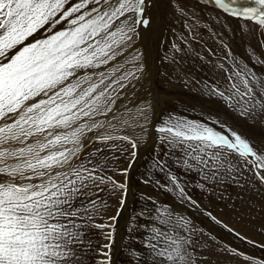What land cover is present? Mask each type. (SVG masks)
Masks as SVG:
<instances>
[{
  "label": "snow or ice",
  "instance_id": "snow-or-ice-1",
  "mask_svg": "<svg viewBox=\"0 0 264 264\" xmlns=\"http://www.w3.org/2000/svg\"><path fill=\"white\" fill-rule=\"evenodd\" d=\"M211 2L264 28V0H244V6L240 0ZM145 4L146 0H0V264H73L74 245L82 239L81 225L73 218L89 211L75 208L73 201L89 188L103 191L102 186L110 185L113 195L121 193L120 204L126 203L127 184L106 175V159L91 168L75 161L85 141H93L89 133L95 142L123 140L135 150L137 137L113 133L147 131L146 101L116 107L140 78L139 56L128 50L138 26L149 24L143 18ZM40 32L47 35L37 39ZM257 62L264 64L259 57ZM234 75L239 83L231 84V95L219 90L213 94L226 102L248 97L243 103L236 101L242 116L264 113V78L246 66ZM156 131L162 143L182 151L178 163L185 168L211 165L214 178L221 170L230 174L235 169L228 155L235 153L264 186V149L238 133L229 136L205 123L175 117L165 119ZM34 137L42 139L33 141ZM13 142L21 146L11 147ZM102 151L97 148L90 156ZM177 187L179 196L191 201ZM90 204L94 215L101 205ZM207 215L216 220L210 212ZM153 219L167 228L150 229L146 247L155 264H196L189 251L191 239L176 231L187 230L188 222L174 221L170 215Z\"/></svg>",
  "mask_w": 264,
  "mask_h": 264
},
{
  "label": "rangeland",
  "instance_id": "rangeland-1",
  "mask_svg": "<svg viewBox=\"0 0 264 264\" xmlns=\"http://www.w3.org/2000/svg\"><path fill=\"white\" fill-rule=\"evenodd\" d=\"M72 2H76V0H72ZM244 2L240 1V4L244 6ZM174 5H171L173 7ZM254 6V5H248ZM160 12L156 9L150 10V16L148 14H143L144 19L149 20V24L147 26L140 25L137 28V35L132 44V53L133 55H138L139 59L136 62L137 66L141 67V72L145 71V66H154L160 69L159 65V57L156 55L154 56L155 49L152 47L151 52L144 54L146 51L143 47L146 46L145 39H148L147 45L151 47L154 45L158 37L160 36V30H165L168 34L172 33L177 38L170 41L165 46V52H170L171 46L178 43L179 40H189L193 43H200L206 45V42L209 38L212 37L211 28L208 23L205 22H195L193 23L194 19L184 20L181 19L177 24H175L172 20H169V23L163 24L158 21L159 19L156 18V15ZM232 16V15H226ZM242 18L238 17L237 20H241ZM157 20V21H156ZM60 28V27H59ZM46 32H40L36 35V38H42L46 36ZM215 36V35H214ZM164 37V36H163ZM162 39H165L163 38ZM164 41V40H163ZM142 42L143 46H140ZM224 43V42H223ZM221 44V43H220ZM226 45V43H224ZM221 44V47L224 49V53H206L202 54L201 57L196 58L193 55L192 51H189V60L191 64L186 62L177 61L180 64V68L178 66V70L176 75L179 79H176L178 84H173V76L168 79L163 78H156V75L149 73L148 75L140 74L138 81H133L134 87H129L128 90L125 92L124 96L117 102L116 107L122 108L124 105L131 103H139L141 101H147L149 99V90L147 92H141L142 85L139 83L142 81L145 83L147 81H156V86L160 89H163L160 94L162 98H172L174 99V103L172 105H166V101L162 99L163 102V109L161 110V102L160 107L157 115H155V126H160L162 122L169 118H181L185 120H189L187 116L183 115V112L189 111L195 115L194 121L205 123V118L207 120H214L216 125L219 123L228 127L231 131L238 132L239 135H246L245 129H240V126H244L246 129H254L255 133H258L255 137L256 140H251L252 144L260 143L264 145V113H257L255 116H242L238 111L236 106V101L240 100L243 103L244 100H247L248 97H236L231 102H226L223 98L213 94L214 90L223 91L226 96L231 95L229 89L233 82L239 83V78L234 74L237 72H244L243 67L241 66L242 62H239V57L230 56L232 55L229 49V45ZM139 51V52H138ZM153 53V55H151ZM144 54V55H143ZM156 54V52H155ZM252 57V52L247 53ZM248 58L246 61H253L254 58ZM224 59V60H223ZM186 61V60H184ZM188 61V60H187ZM225 61V62H224ZM235 61V62H234ZM245 61V64H246ZM156 62V63H155ZM158 63V64H157ZM201 63V64H209L212 68V72H205L202 68H196L194 65ZM225 63V64H224ZM235 63V64H234ZM156 64V65H155ZM206 64V65H207ZM228 66V67H227ZM243 69V70H242ZM219 70V71H218ZM205 72V73H204ZM219 72V73H218ZM250 72L254 73L257 77L264 78V66H261L260 63L258 64L257 68L254 70L252 69ZM210 76V77H209ZM210 80H208V78ZM229 77L232 79L230 80ZM215 79V80H214ZM208 82H207V81ZM214 81V82H213ZM208 85H206V84ZM178 85V86H177ZM151 88V87H149ZM157 91V89H156ZM152 95V94H151ZM159 96V95H158ZM152 97V96H151ZM141 98V99H140ZM144 99V100H143ZM147 99V100H146ZM160 99V97H159ZM150 102V101H149ZM147 111L149 112V108ZM154 102V101H152ZM153 108V107H152ZM156 110L153 111V114ZM237 111V112H236ZM103 119V117H101ZM157 119V120H156ZM241 119V120H240ZM239 120V121H238ZM190 121V120H189ZM237 123H240L237 125ZM239 126V127H238ZM147 129V128H146ZM135 133L131 130L129 132L124 133L123 131L113 133V135H134L139 136L138 138V147L133 150L131 145L123 140H113L106 143H98L95 142L93 133H89V136L93 137L92 142L85 141V147L81 151L79 159L75 161V163H85L87 167L91 168L94 166L95 163H99L100 160L106 159L107 161V169L105 170L106 175L112 176L115 180L119 181L120 183H126V172L131 165H134L133 161L136 159L137 156H141L140 163L136 166V170L134 169L130 175L131 179V195L130 198L133 196V200L130 202V206L125 204L124 209L128 211L129 209V218L123 219V208L120 204L121 193H117L113 195L110 191L109 186H102L104 187L103 191H98L95 188H89L85 190L84 195H80L77 199H75L74 207L77 209H84L88 208L89 211H81L78 217H74L73 220L76 224L81 225L79 231L82 233V237L84 239L94 238L95 243L93 246L91 245V250L87 251L83 248L78 247V245H74L75 250V258L73 260V264H108L109 258L110 261L114 260L115 255L117 254L115 264H148L149 262L154 261V258L151 253L148 257H144L146 251H148L146 247L147 238L150 235V229L155 227L154 225H158L157 227H161L163 230H167L166 226H162L159 223H155L153 217H143L140 213L143 212L142 210H137L135 206L138 208H147L151 207L152 209L161 208L164 210V217L166 214V205H174V212L170 214L172 219L175 221L177 219L183 218L184 221L188 222V228L185 230L184 228L180 227L177 228L176 231L185 237L191 239V247L189 251L192 253L196 264H199V256L196 253V248L194 246V241L197 243H201V239H198L197 236L194 234V231L197 229L202 228H214L215 231L220 234L223 231H227L232 235L231 241L227 242L225 245H214L210 242H207L209 250H219L220 253H228L233 254V246L237 244H241L243 242H247V251L249 253L256 254L255 257L262 256L264 257V248L263 246H259L258 243L253 242L252 237H242L236 230L229 227V222H241L244 218L243 211H245V207L249 205L250 202L256 206V204L262 205L261 214L264 219V203L260 200V197L264 196V186H262L259 181H255L252 176L249 174L252 172H248L245 168V172L241 164L238 165V162L233 159V167L235 170H239L241 176L248 175L250 180H241L237 179L230 182L227 186L226 185H215L212 184L210 181L206 179H201L199 181L195 180V176H199L198 169L197 170H188L183 166L182 163H178V160L182 159L183 153L182 151L177 149H172L166 143H162L159 139L160 133L156 131L154 132V140L152 141L150 137L147 136L148 130L146 133L140 131V129H136ZM243 133H242V132ZM140 133V134H139ZM156 134V137H155ZM145 135V136H144ZM253 136V135H252ZM258 136V137H257ZM42 139V137H39ZM148 139V140H147ZM260 139L263 143L259 142ZM152 143V144H151ZM21 145L18 144V147ZM255 146V145H254ZM70 147V145H69ZM101 148L103 151L98 153L97 156L91 157L90 153H92L95 149ZM147 149V150H146ZM145 150V152H141ZM136 152V157L133 158L132 152ZM224 152L227 153V149H224ZM231 155V154H230ZM230 155H228V159L231 161ZM238 155V154H237ZM157 158V161L154 162L156 168L149 167L148 162L150 159ZM92 159L93 164H87V160ZM253 159L249 157V160ZM11 163V161H9ZM135 166H133L134 168ZM212 171L214 169L209 166ZM237 167V168H236ZM132 168V169H133ZM159 170L160 173V180L159 186H156L158 182H156V178L149 177L148 174L154 175V171ZM242 170V171H241ZM60 171V169H57ZM247 171V172H246ZM141 174V175H140ZM145 175V176H144ZM245 175V176H246ZM253 175V174H252ZM148 176V177H147ZM218 177L221 176H229L233 177L234 172L230 174H226L224 170H221L217 173ZM143 177V178H142ZM175 177V183L172 182V178ZM145 178V179H144ZM166 178V182L168 183V190L170 191V195H166L167 190L165 183L162 179ZM141 180H145L144 182ZM242 182H241V181ZM256 180V179H255ZM244 181V182H243ZM34 182H39L34 181ZM143 182V183H142ZM151 184L152 187H147L146 189H153V192L150 195L145 194V188L142 185L144 183ZM149 182V183H148ZM154 182V183H153ZM253 182V183H252ZM245 183V185H244ZM190 184L193 188H198L202 186L211 187L208 193L204 194L205 191H197L194 192L195 189H191ZM128 185V184H127ZM154 185V186H153ZM161 185V186H160ZM179 185L183 188L186 197H190L191 201H195L196 203L194 206L196 209L207 216L208 218L196 222L194 216H188L184 214L180 210V203L182 198L179 196V188L176 186ZM156 186V187H155ZM242 186V187H241ZM246 186V187H245ZM158 187V188H157ZM133 188V189H132ZM242 188V189H241ZM247 191V194H244V191ZM226 190V191H225ZM229 190V191H228ZM128 186L126 192L124 194V199H128ZM223 192L222 194H219ZM243 192V194H242ZM229 193V194H228ZM225 195V196H224ZM201 197L202 201H206L207 206H215L218 209L223 208V216L225 205L228 204V201L238 200V205L240 210L235 213L228 212L230 215L228 219L224 216L223 223H218L216 220L211 219L210 216L205 214L202 209V202L197 198ZM227 196V197H226ZM156 200L154 201L151 200ZM228 198V199H227ZM145 199H149L148 203ZM228 201H227V200ZM185 202H191L187 198H183ZM90 201H96L97 205H101L98 210L93 215L91 211V204ZM256 208V207H255ZM119 210V215L117 212ZM235 211V210H234ZM250 210L246 211L247 215ZM144 213V212H143ZM253 216H256L253 211L250 212ZM145 215V214H144ZM89 216H92L91 219H88ZM111 217H116L115 220L111 219ZM258 217V216H257ZM125 224L127 226H125ZM95 225H107L106 227H96ZM122 225V226H120ZM120 226V227H119ZM261 226L260 220H255L253 217L251 218V229H257ZM123 228V234H121L120 239V246H118V250L114 252V248L116 249V237L120 229ZM111 233V235H109ZM106 245H110V247H106ZM237 252V256L248 260L252 264V260L248 259L249 255L243 252ZM135 253V255L133 254ZM107 254V255H106ZM252 258V257H251ZM256 259V258H255ZM264 260V259H261Z\"/></svg>",
  "mask_w": 264,
  "mask_h": 264
},
{
  "label": "bare ground",
  "instance_id": "bare-ground-1",
  "mask_svg": "<svg viewBox=\"0 0 264 264\" xmlns=\"http://www.w3.org/2000/svg\"><path fill=\"white\" fill-rule=\"evenodd\" d=\"M240 1H241V4H242V2H244V0H240ZM171 5H174V6L171 7ZM248 5H251V4L249 3ZM151 9H156L157 11L160 12L159 14L156 15V18L159 19L158 21H160L162 19L159 22V24L160 23H163V24L169 23V20H172L175 24H177L179 22V20H181V19H184V20L194 19L193 23H195V22L208 23L207 26H209L211 28L210 30L212 32V37L207 40L206 45H203L200 43L196 44V43H193L189 40H179L178 43L171 46L170 52H168V51L165 52L164 49H165L166 44L169 43L170 41L176 39L177 37L172 33L168 34L165 30H160L159 31L160 36L158 37L157 42L154 45H151V47H148V45H147L148 39H145L146 46L143 47L146 50L144 52V54H147V53L153 51L152 47L155 49L156 54L154 52V56L156 57V55H157L160 58L159 59L160 69L157 70V68L154 66V64H152L151 66H145V71L140 72V74L148 75L149 73H152L153 75H156V78H163V79L171 78L174 74L173 84L174 85L178 84V83H175V82H177L176 79H179L178 76L176 75V72L178 70V67L180 68V64L177 61H182V62H186L188 64H191L189 57H188L189 51H192L194 57L197 56L196 58L201 57L202 54H206L207 52L210 54H211V52L214 54L215 53H224V49L221 47V44H224V43H226V45H229V49H230V52L232 54L230 56V59L232 58V56L239 57V60H241L239 62H242L241 66L243 67L244 70H245V66L247 67L248 71H251L252 69L254 70L255 68H257V66L259 64L257 62V57H259L260 60H264V28H261L258 24H256L253 21H250V20H246L243 18L241 20H237L238 17L226 16V15H229V13H225L223 11V9H219L218 7H216L214 2H211V0H146L145 12L143 14H148L150 16V10ZM59 27L60 26L57 27V30H59ZM43 37H45V36H43ZM162 37L165 39H162ZM140 46H143L142 42L140 43ZM128 51L131 54H133L132 53V47ZM246 52L247 53L252 52L251 56L254 58L253 61H249V60L246 61V59L250 58V55L249 56L247 55V57H246ZM151 55H153V53ZM184 60H186V61H184ZM245 61H246V64H245ZM206 64L207 63H205V64L198 63V64L194 65V67L202 68V70L205 72H209V71L212 72V69H211L212 67L209 64H207V65ZM260 65L264 66V64H260ZM176 66H178V67H176ZM208 80H210V79L208 78ZM145 81H146L145 83H143L141 81L139 84L140 85L143 84L141 87L142 88L141 92H147L149 90V93H148L149 99L148 100L146 99L147 100L146 102H147V104L149 101H150L149 104L151 103V108H149L150 109L149 112L148 111L146 112L147 123H146L145 127L148 130V134L147 133L146 134H147V136L149 135L148 137H150L152 141H155L154 140V132L152 133V131L150 129L151 122L154 119L153 111L155 110V105H156V103H158L160 105V102H161V110H162L163 109L162 108L163 107L162 99L164 101H166V105H172L175 101L172 98H162L161 97L160 92L163 89H160L158 86H156V81H153V82L147 81V80H145ZM149 87H151V88H149ZM156 89H157V91H156ZM155 91L157 92L156 94H155ZM159 97H160V99H159ZM152 101H154V102H152ZM183 115L187 116V118L190 121H194L195 115L192 114L191 112H189V111L183 112ZM157 116H159V115H157ZM205 120H206L205 124H207L208 126L215 128L217 131H221L222 134H226V135L230 136V133L232 131L228 127H226L225 125H223L221 123H219V125H216L214 120H207L206 118H205ZM238 124H240V123H237V125ZM240 125H242V124H240ZM240 129H243V130L245 129V131H246L245 132L246 135L242 134L241 135L242 137H245L249 141L256 140L255 137L258 133H255L254 129H246L243 125L240 126ZM124 133H126V132H124ZM93 136H94V134H93ZM155 137H156V134H155ZM137 138H140V135L137 136ZM35 139H39V137H34L33 141ZM258 141L263 143L260 139H258ZM254 145L260 149H264V145H262L260 143H254ZM11 147H18V143L13 142ZM141 152H145V150H143ZM141 156L140 157L137 156L136 159L133 161L135 167L130 171L129 176L131 175V173L133 172L134 169L136 170V166L141 161L140 160ZM230 158H231V165L232 166H233V163H232L233 159H235L238 162V165L241 164L243 166L241 168H243V170L245 172L246 166L241 161L240 157L237 154H235V153L231 154ZM187 169L191 170L190 168H187ZM192 169L197 170L195 168H192ZM232 172H234V176L231 178H234V180H237V179H241V180L243 179L244 181L247 180L246 177L241 176L242 172H240L239 170H234ZM198 173H199V176L194 177L196 181H199L201 179H206L215 185H223V186L228 185L225 181L229 176H227V177L216 176L214 178L213 174H212L213 171L210 167L204 168L203 170H198ZM146 175H149L150 179L153 177L156 178L157 179L156 182H158L157 184L159 186V180H160L159 170H155L154 175L148 174V173ZM244 175H246V173ZM249 175L252 176L253 178H255L251 173ZM0 179H3V177H0ZM141 181H143V180H141ZM130 183H131V179L129 182V191H128L129 195H128V199L126 198V203H125V204L128 203L127 205H129L130 202L132 201V197L131 198L129 197L131 195L130 193H132ZM244 185H245V183H244ZM165 186H166V190H167L166 195H170V191L168 190V187L166 184H165ZM153 189H146L145 194L150 195V193L153 192ZM191 189H195V188H191ZM222 193L223 192L220 191L219 194H222ZM242 194H243V192H242ZM244 194H247L246 189L244 191ZM263 198H264V196H263ZM129 200H130V202H129ZM145 201L148 203L149 199H145ZM125 204L122 205L123 209H124ZM225 204L226 203L224 202V204H223L225 206L224 216L228 219V217L230 215L228 212L235 213L236 209L239 208V206L235 203L234 200L228 201L227 205H225ZM165 208L167 211L165 216H168L174 212V205H172V204L166 205ZM223 208L224 207H222V210H221V216H222V219L224 221ZM261 209H262V205L256 204V206H255L253 204V202H250L249 205H247L245 207V209H244L245 211H243V216H244L243 220L241 222H229V227L236 230L242 237H245V238L252 237L254 243H258L259 246H263L262 248H264V219H263V216L261 214ZM180 210L188 216H194L197 223L208 218L207 216H205L204 214L199 212L196 209V207L194 206V204H192L191 202H185L183 199L181 200V203H180ZM248 210H250V211L248 212V215H247L246 211H248ZM251 211H253L256 216H253V214L250 213ZM123 212L124 213H123L122 221H124L125 218H127V219L129 218V210L127 211L124 209ZM252 217H253V219L260 220V222H261V226L257 229H254V230L251 229V218ZM127 225L125 224V226H127ZM120 226H122V225H120ZM122 231H123V228L120 229L118 236L116 237L115 242H116L117 247H116L115 251L118 250V246H120L121 234H123ZM194 234L197 236L198 239H201L200 244L197 243L196 241H194V243H193L195 248H196V253L199 256V264H251L248 260L238 257L236 255L237 254L236 251L243 252V253L251 256L253 259L256 258L255 260L264 259V257H262V256L255 257L256 254L249 253L247 251V245H248L247 242H243L241 244L234 245L233 248H234L235 252L233 254L220 253L219 250H217V249L209 250L207 242H210V243L218 246L221 244L225 245L227 242L231 241L232 235L230 233H228L227 231H223L222 233L218 234L214 228H202V229L195 230ZM93 243H95V240L93 237L90 239H87V240L82 237L81 242H79L77 245L80 248H83L87 251H90L91 245L93 246ZM117 254H118V252H117ZM117 254L115 255V258H114L112 264H115ZM149 254H150V251L148 250V251H146V254H144V257H148ZM148 264H155V260L152 262H149Z\"/></svg>",
  "mask_w": 264,
  "mask_h": 264
},
{
  "label": "crops",
  "instance_id": "crops-1",
  "mask_svg": "<svg viewBox=\"0 0 264 264\" xmlns=\"http://www.w3.org/2000/svg\"><path fill=\"white\" fill-rule=\"evenodd\" d=\"M157 161V158H153V159H150V161L148 162V164H149V167H154V168H156V166L157 165H155L154 164V162H156ZM244 177H246L247 178V180H250V181H252L251 179H250V177L248 176V175H244ZM162 179V178H161ZM254 179V182L256 181L255 180V178H253ZM162 181L168 186V183L166 182L167 180H166V178H164V179H162ZM232 181H234V178H231V177H228L227 179H226V183L227 184H229L230 182H232ZM144 182V181H143ZM173 182V181H172ZM253 183V182H252ZM147 187H152V185L151 184H147V183H144ZM145 185H142L143 186V188H145V192H146V186ZM154 186V185H153ZM156 186H158V184L156 185ZM177 186V185H176ZM190 186H191V188H193V186L190 184ZM229 194V193H228ZM132 200H133V196H132ZM151 200L152 201H154L155 203L157 202L156 200H153L152 198H151ZM260 200L262 201V202H264V198H263V196L262 197H260ZM235 201V203L238 205V200H234ZM239 206V205H238ZM136 207V209L137 210H142L143 212H141L140 211V213L143 215V217H150V216H159V217H161V218H163L164 217V210L163 209H161V208H158L160 211H159V213L157 212V209L155 210V209H152L151 207H147V208H138L137 206H135ZM130 208H128V210H129ZM145 214V215H144ZM145 217V218H146ZM155 220V219H154ZM155 223H159V221L158 220H155ZM155 227H157L158 225H154Z\"/></svg>",
  "mask_w": 264,
  "mask_h": 264
},
{
  "label": "flooded vegetation",
  "instance_id": "flooded-vegetation-1",
  "mask_svg": "<svg viewBox=\"0 0 264 264\" xmlns=\"http://www.w3.org/2000/svg\"><path fill=\"white\" fill-rule=\"evenodd\" d=\"M210 188L212 187H206V186H202V187H199V188H195L194 192L197 193V191L199 190H203L205 191L204 194L208 193L207 190H209ZM197 198V196H196ZM198 200H200L202 202V206L200 207L202 209V211L207 214V213H211L212 216L216 217V221H219V223H222L223 222V219H222V216H221V210L222 208L218 209L217 207L211 205V206H207L206 205V201H202L201 197L197 198ZM240 210V208H237L236 209V212Z\"/></svg>",
  "mask_w": 264,
  "mask_h": 264
},
{
  "label": "water",
  "instance_id": "water-1",
  "mask_svg": "<svg viewBox=\"0 0 264 264\" xmlns=\"http://www.w3.org/2000/svg\"><path fill=\"white\" fill-rule=\"evenodd\" d=\"M157 92L155 91V94H156ZM159 107H160V105L158 104V103H156V105H155V113H154V118H155V115H157V113H158V111H159ZM155 119H153L152 120V122H151V127H150V129H151V131H154V129L155 128H157V126H155ZM116 252V251H115ZM110 264H112V263H110Z\"/></svg>",
  "mask_w": 264,
  "mask_h": 264
}]
</instances>
